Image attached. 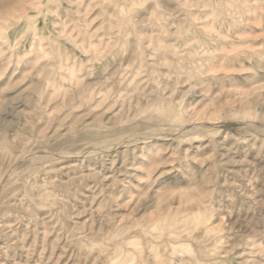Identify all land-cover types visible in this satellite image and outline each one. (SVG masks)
Here are the masks:
<instances>
[{
	"label": "rangeland",
	"instance_id": "1",
	"mask_svg": "<svg viewBox=\"0 0 264 264\" xmlns=\"http://www.w3.org/2000/svg\"><path fill=\"white\" fill-rule=\"evenodd\" d=\"M0 264H264V0H0Z\"/></svg>",
	"mask_w": 264,
	"mask_h": 264
},
{
	"label": "bare ground",
	"instance_id": "2",
	"mask_svg": "<svg viewBox=\"0 0 264 264\" xmlns=\"http://www.w3.org/2000/svg\"><path fill=\"white\" fill-rule=\"evenodd\" d=\"M43 74V73H42ZM36 153V152H35ZM41 161V160H40ZM8 176V175H7ZM13 176V175H12ZM4 178V177H3ZM14 178V177H13ZM9 180V179H8ZM9 182V181H8Z\"/></svg>",
	"mask_w": 264,
	"mask_h": 264
}]
</instances>
